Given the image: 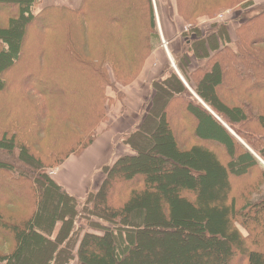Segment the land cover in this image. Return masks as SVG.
Returning a JSON list of instances; mask_svg holds the SVG:
<instances>
[{"label":"trees","instance_id":"trees-1","mask_svg":"<svg viewBox=\"0 0 264 264\" xmlns=\"http://www.w3.org/2000/svg\"><path fill=\"white\" fill-rule=\"evenodd\" d=\"M106 1L82 0L75 8L47 4L36 11L40 0H0V98L11 95L28 104L42 100L62 111L52 117L43 106L38 122L34 115L27 122L8 118L0 126V247L10 248L0 249V264H264V165L253 155L264 162V10L245 17L230 42L223 25L220 41L216 38L211 49L204 40L186 43L202 64L185 68L176 60L185 83L173 69L153 82L138 125L123 139L131 152L102 168L100 186L85 199L70 194L46 172L96 137L92 134L72 150L66 144L75 137L56 147L59 135H49L55 122L60 134L75 132L71 125L80 128L77 98L86 96V89L77 86L78 79L96 80L95 88L97 81L111 85L106 69L118 74L122 61H132L130 55L137 58L143 50L148 54L150 42L159 38L157 29L145 31L156 28L151 0H109L114 16L105 13ZM203 1L173 0L178 12L189 17ZM143 2L149 8V17H142L148 25L138 20ZM186 7L194 10L187 13ZM105 21H124L129 48L123 54L101 52L91 60L90 51L75 48L79 27ZM42 118L49 122L48 131L40 128ZM46 133L51 142L41 148ZM37 147L49 152L44 155ZM164 162L167 172L161 173ZM18 204L24 218L2 207ZM4 211L12 214L8 225L1 219ZM136 211L141 217L135 218ZM79 217H96L105 224L97 221L92 230L75 225ZM131 221L137 223L133 241L125 230ZM144 225H170L165 233L173 237L157 243L162 249L151 253L154 245ZM176 227H191L190 243L178 239ZM207 227L221 238L216 240ZM201 231L204 235L196 237Z\"/></svg>","mask_w":264,"mask_h":264},{"label":"rangeland","instance_id":"rangeland-1","mask_svg":"<svg viewBox=\"0 0 264 264\" xmlns=\"http://www.w3.org/2000/svg\"><path fill=\"white\" fill-rule=\"evenodd\" d=\"M81 1L82 0H40V3H38L36 6V11L39 8H41V6H44L47 4L65 5L70 8L71 7L75 8L81 3ZM106 2L108 3L106 5L105 13L108 12L113 15L110 5H109L110 1L108 0ZM219 2L220 0H206V3L203 1L202 3L203 6L201 5L200 7H198L195 12L191 13L192 17H189L190 15L188 14L178 12L177 6L174 7V5H172V0H158L157 2L155 0H151V3H153V5L151 4L152 11L155 14L156 28L155 30H151V28H148L145 31H150V32L152 31L154 33V31H156L157 29L158 35H159V38H157V41L156 39L153 38V40L150 42V47L152 48L151 51L148 54H146L145 50H143V53L139 52V57L137 54V58H135L134 54L132 53L130 55L132 61H125V60L122 61L124 63L121 64L120 72L118 74H113V72L111 71L112 69L111 70L106 69L105 72L107 76L105 77L109 81L114 82L111 85H106V84L103 85L101 83V86H99L100 83L99 81H97L96 85L98 87L95 88V85L93 86V84H95L96 80H93V82H90L88 81V79H86V77H80L78 79L77 86H82L83 89H86V92H85L86 96H84L83 98L81 96L77 98L79 100L77 101L78 105H76L77 107L76 111L79 117L78 124L80 128L78 129V125H71L74 128V130H76L75 132L69 129V130L63 131V133L60 134L62 130H58L57 125L59 124L58 122L57 123L55 122L52 125V127L49 129L51 132H54V133H49V135L50 136L59 135V137L57 138L58 142L56 144V147L58 146V144L62 145L63 143H65L69 137H75L76 138L75 140L72 138L74 141H72L71 143H67L66 145H72L71 147L72 150L78 149L84 145L85 141L88 140V138H90L92 134H96V136L100 137V136H103L105 133H107L109 128H113L114 127L113 120L115 118V115L121 116L119 112H122L126 109L125 105L127 103L136 102L135 97H139L144 94L141 92L142 91L141 89L143 87L146 86L147 89H149L150 91L151 79L154 78L158 72L162 71V69L166 68V66L164 65L165 63L164 58L161 57V55H159L160 51L158 52V48L165 51L163 46L166 45L168 51L174 52V56L178 58L177 61L181 63L183 67L185 68H188V67L193 68L194 66H197V65L199 66L203 62L202 60H199V59H202V58H199L197 55H195L194 51L189 50L190 48L188 49V46L186 44L188 41L191 40L194 43V41H196L195 39L204 40V43L207 44V46L210 47L211 49L213 44L215 45L216 43L214 42L216 41V38H218L220 41L219 37L221 36V33H219V29L223 27V25H225L224 23L228 21L231 24L229 25L228 23L226 24L228 26L225 25V27H226V31H228L227 27L229 29V33H228L229 35L227 33L226 35H227V38L229 37L228 39L230 42V40H232L235 36V33L234 32L232 33V31H234L236 27L241 22L244 21L245 17L264 10V0H244L242 2L237 3V5L236 4L224 5L225 3H229L227 2V0H222L221 4ZM156 3H158V8H159V11H158L159 13L157 12V14H156ZM144 4L145 3L143 2L141 12H140L141 17H138V20H141L142 17L144 18L149 17V13H148L149 8L147 5H144ZM121 7L122 6H120V8ZM192 10H194L192 7L191 8L186 7L185 12L189 13V11H192ZM158 15L161 16L162 19H160ZM142 20H143L142 22L148 25L147 20L145 21L144 19ZM79 30L80 31L78 32V35L76 36L78 38V43L76 42L75 48L79 49V52L83 54L90 51L92 57H94V58L90 57L91 60L95 59L96 61V59H99V57H101V52H107V53L110 52V53H117V54L122 53L123 54V51H126V49L129 48V45H130V42L127 43L128 34H127V30L125 29L124 21H119L116 23H110L108 21H105V23L101 22V23H96L95 25H91V27L88 26V29L86 28L85 25H82V27H79ZM216 34H218V37H216ZM211 37H213L212 38L213 41ZM29 38H30V35L27 37V39ZM221 41H223V39H221ZM101 44H103L104 46H102ZM27 45L28 44H26V46L22 48V51H24L25 53L27 52V49H28ZM187 49L189 50L188 53H190V56L188 57L184 55ZM24 52L21 53L22 60H24V56L26 57V54ZM142 60H143V65L142 67H140ZM144 65H145V68L143 67ZM106 67H107V64H106ZM142 68L144 69L142 70ZM176 68H177V65H176ZM141 75H143L142 79L138 80ZM104 82H106L105 79H104ZM152 86H155V85L151 83V89H152ZM148 94L144 96L143 102L139 98V102H140L139 105L141 104V108L143 105L145 107L146 103L150 99L151 94L149 95ZM4 95L5 94H2L1 97L3 98H0V126L2 125L5 126V121L8 118H9L8 120L10 121L27 122L34 115H37L36 121L38 122L40 119V114L38 113V111L42 110L43 106H48L49 109H51L52 107V105L47 104V102L41 104L42 100L34 99V101H37V102H34V103L31 102L28 104L25 101H21V99L18 97H14L11 95L8 97L7 96L5 97ZM147 96L148 97L150 96V97L148 98ZM34 97L35 96H31L32 99ZM107 97H110L111 99L109 98L110 99L109 100L107 99ZM162 106L160 102H158V111H161L163 109ZM49 109L47 110V113L52 117H58L59 113L62 112V111L56 112L54 109H51V110ZM49 111H52V113H50ZM158 116L156 114L154 117V121L150 123L149 125L150 131L156 123L155 118ZM42 117H43V113H42ZM52 117L51 118L48 117L49 118L48 121L49 120L54 121ZM42 119L44 123V120L47 118L45 119L42 118ZM48 121L46 120L44 123V126L40 127V128H43V132L45 131L44 128H47V131H48V124H49ZM59 123L61 122L59 121ZM80 129L81 131L84 130V133H82ZM81 134H83L82 138H80ZM126 135L123 136L122 140H120L119 142L115 144L116 147H118V150L123 149V147L127 148L126 153L122 152L123 155L128 154V152H131L129 147L123 143L124 142L123 139ZM33 139H35L34 136H32V140ZM48 142H51V139H49L48 133H46V136L43 139V144L41 142L39 145H42L41 148L43 146L46 147V145H48ZM143 142L145 141L143 140ZM143 145L145 147L147 144L143 143ZM37 148L39 152L43 154L45 153L44 155H46L47 152H49L47 148L43 152L42 150L39 149V147ZM84 150L85 148L82 151H80L78 154H73L74 151L70 152L68 157L79 156ZM118 150L116 154H118ZM1 151L2 150H0V153ZM51 151L55 152V151H58V149L51 148ZM95 152H97V149L93 148V150H91V153H95ZM106 152H107V149H106ZM112 154H113V151H112ZM101 155H105V150H103ZM157 160H161V158L159 157L157 158ZM93 162L95 165L100 163V160L98 159V153L94 156ZM166 164H167L166 162L163 163L162 166L164 168H161V173L167 172ZM59 166L57 165L49 166L46 169V172L53 179L54 178L57 179V173L59 172ZM97 182H98V179L96 180L94 187L89 189V191H95L98 189L102 181L100 183H97ZM4 192H7V191H4ZM86 195L80 198H82L83 200L85 199ZM216 195L217 193H215V195L212 194L211 198ZM154 197L156 198L157 207L160 208L159 199L161 196L157 192L154 194ZM2 207L8 211L16 213V215L18 214L17 218H24L25 213H22V211H24V208L21 205L19 204L14 205V206L5 205ZM86 209L87 208H84L83 214H87L85 213ZM146 211L148 213V209H146ZM212 212L215 213L213 210ZM2 214L3 216H1V219L3 220V223H5V225H8L6 224L8 223L6 221H8L9 219L8 216L12 214L7 211H4ZM141 215H142L141 211H136L135 218L136 217L139 218L141 217ZM39 220L42 222V216L40 214H39ZM100 220L102 219L98 220L96 217L95 218L91 217L88 220L84 219L83 217H79V220L77 221V224L75 225H90L89 228H92L93 230V229H97L95 225H99L98 223L102 225L105 224L103 220L102 221ZM56 225H57L56 228H59L60 223H57ZM168 226L170 225H165V226L163 225H144L146 229L145 231L146 235H148V239H151L152 244L154 245V248L151 249V253H153V251L158 252L159 250L162 249V245H158V247H156L157 243H161V241L163 242L173 237L171 234L165 233L166 232L165 229L169 228ZM125 227L126 228L128 227V229H125V230H127V235L130 237L129 241L135 240L133 239V234L137 227V223L136 222L132 223L131 221L130 224L126 225ZM176 228L179 231L177 236L179 237L178 239L181 240V242H183V240H184V243L185 241L186 242L191 241V238L193 237V234H194V232H192L191 227L182 228V229H179L178 227ZM207 228H208L210 235H213V237L216 240L221 238V237L216 238V235H218L215 233L217 232L216 229L215 230L211 229L212 230L211 231L209 227ZM203 235H204V232L201 231L196 234V237H202ZM53 238L55 237L53 236L52 239ZM136 242L138 243L137 245V248H138L140 245L139 240L137 241L136 239ZM5 243L6 242H4L3 244ZM5 245L7 246L0 247V249L1 250L3 248H4L3 250L10 249L8 244H5Z\"/></svg>","mask_w":264,"mask_h":264},{"label":"crops","instance_id":"crops-1","mask_svg":"<svg viewBox=\"0 0 264 264\" xmlns=\"http://www.w3.org/2000/svg\"><path fill=\"white\" fill-rule=\"evenodd\" d=\"M174 3L175 2H173L172 0V5H175ZM219 3L221 4V0ZM228 23L229 22L227 21L224 24L226 25ZM230 24L231 23H229V25ZM227 30H228L227 31L228 34L229 33L228 27ZM164 49L165 51L158 48V52L160 51L159 55H161V57L164 58L165 61L164 65L166 66V68L164 69L161 68L162 71L158 72L155 75V77L151 79L150 91L149 89H147L146 86L143 87L141 89L142 90L141 92L144 94L139 97L134 96L136 102L127 103L125 105L126 109L122 112H119L121 116L115 115V118L113 120V124H114L113 128H109L108 132L105 133L103 136L100 137L96 136L93 142L87 148H85V150L79 156H70L66 158L64 162L59 166L57 179L55 178L54 179L59 184H61L70 194H73L78 197H82V196L84 197L86 193L89 191V189L94 187L97 179H98L97 183H100L102 181L104 177L102 168L111 165L114 162V160H116V158L123 155L122 152L124 153L127 152V148L123 147V149L118 150V147H116L115 144L120 140H122L124 135L133 131L138 125L139 116L141 115L142 108L144 107L143 105L141 108V104L139 105L140 103L139 98L143 102V98L145 95L149 93L152 96L153 89H151V83H153L156 80H160L166 74V71L171 69H173L177 73L179 78L183 81V83H185L180 72L178 71L175 65L176 60L178 58L174 56V52L168 51L166 46L164 47ZM187 54L188 56H190V53ZM169 64L171 65V67ZM143 67L145 68V65ZM144 68H142V70ZM142 77L143 75H141L138 80L142 79ZM93 148H96L97 152L91 153V150H93ZM103 150H105V155H101ZM117 150H118V154H116ZM97 153L100 163L95 165L93 162V158Z\"/></svg>","mask_w":264,"mask_h":264},{"label":"water","instance_id":"water-1","mask_svg":"<svg viewBox=\"0 0 264 264\" xmlns=\"http://www.w3.org/2000/svg\"><path fill=\"white\" fill-rule=\"evenodd\" d=\"M253 155L264 165V162H262L254 153Z\"/></svg>","mask_w":264,"mask_h":264},{"label":"built area","instance_id":"built-area-1","mask_svg":"<svg viewBox=\"0 0 264 264\" xmlns=\"http://www.w3.org/2000/svg\"><path fill=\"white\" fill-rule=\"evenodd\" d=\"M165 46V45H164Z\"/></svg>","mask_w":264,"mask_h":264}]
</instances>
